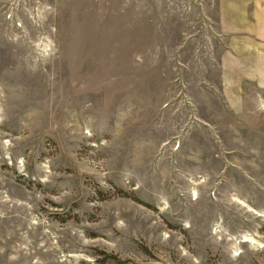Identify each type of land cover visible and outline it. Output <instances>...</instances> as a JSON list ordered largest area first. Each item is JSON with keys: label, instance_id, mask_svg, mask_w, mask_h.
Wrapping results in <instances>:
<instances>
[{"label": "rangeland", "instance_id": "1", "mask_svg": "<svg viewBox=\"0 0 264 264\" xmlns=\"http://www.w3.org/2000/svg\"><path fill=\"white\" fill-rule=\"evenodd\" d=\"M219 1L0 0V264H264Z\"/></svg>", "mask_w": 264, "mask_h": 264}, {"label": "crops", "instance_id": "2", "mask_svg": "<svg viewBox=\"0 0 264 264\" xmlns=\"http://www.w3.org/2000/svg\"><path fill=\"white\" fill-rule=\"evenodd\" d=\"M217 24L227 39L218 62L220 95L228 110L242 114L264 91V0H220Z\"/></svg>", "mask_w": 264, "mask_h": 264}, {"label": "bare ground", "instance_id": "3", "mask_svg": "<svg viewBox=\"0 0 264 264\" xmlns=\"http://www.w3.org/2000/svg\"><path fill=\"white\" fill-rule=\"evenodd\" d=\"M240 205H242L243 207H246V205L243 202H240ZM244 241L245 242H250L253 243V239H251L250 237H244Z\"/></svg>", "mask_w": 264, "mask_h": 264}, {"label": "trees", "instance_id": "4", "mask_svg": "<svg viewBox=\"0 0 264 264\" xmlns=\"http://www.w3.org/2000/svg\"><path fill=\"white\" fill-rule=\"evenodd\" d=\"M111 259L114 260V261H118V258H116V257H114V256L111 257Z\"/></svg>", "mask_w": 264, "mask_h": 264}]
</instances>
